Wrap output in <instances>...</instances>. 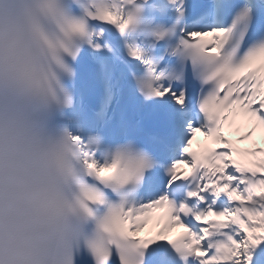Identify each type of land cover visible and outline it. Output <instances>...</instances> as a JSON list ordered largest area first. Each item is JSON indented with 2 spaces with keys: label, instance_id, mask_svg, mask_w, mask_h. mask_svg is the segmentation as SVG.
<instances>
[{
  "label": "snow or ice",
  "instance_id": "obj_1",
  "mask_svg": "<svg viewBox=\"0 0 264 264\" xmlns=\"http://www.w3.org/2000/svg\"><path fill=\"white\" fill-rule=\"evenodd\" d=\"M0 264H264V0H0Z\"/></svg>",
  "mask_w": 264,
  "mask_h": 264
}]
</instances>
